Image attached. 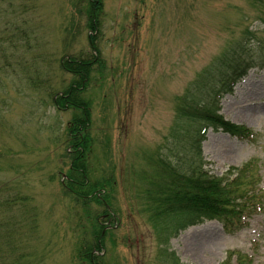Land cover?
<instances>
[{
    "label": "rangeland",
    "instance_id": "1",
    "mask_svg": "<svg viewBox=\"0 0 264 264\" xmlns=\"http://www.w3.org/2000/svg\"><path fill=\"white\" fill-rule=\"evenodd\" d=\"M263 17L264 0H0V264H87L77 249L92 241L86 211L106 226L105 210L112 229L89 264H234L227 252L249 254L246 231L226 236L213 223L167 245L169 228H154L141 203L188 91ZM69 61L84 76L64 69ZM235 91L222 115L260 136L208 131L204 167L218 177L253 158L264 178V77ZM88 185L94 193H76Z\"/></svg>",
    "mask_w": 264,
    "mask_h": 264
},
{
    "label": "trees",
    "instance_id": "2",
    "mask_svg": "<svg viewBox=\"0 0 264 264\" xmlns=\"http://www.w3.org/2000/svg\"><path fill=\"white\" fill-rule=\"evenodd\" d=\"M95 17L97 18V14L96 16H94V18ZM21 40L22 39H19V42ZM80 58L86 59V56L81 55ZM64 64L65 65L63 66H66L64 67V69L67 68L68 72H73L74 75L76 74L75 76H84V71L82 69L79 68L80 71L76 73L74 70H72L70 66V61L65 62ZM67 95H69V92ZM67 97L68 100H65L64 103H67V101H69L70 104L73 105L76 100L74 98H71V96H67ZM177 116L190 118V119L194 118L195 117L194 108L190 105L182 106L179 108ZM77 160L80 164L78 165V167L76 166V170L79 171L81 170V167L83 165L82 163L84 162L79 160L78 157ZM152 166H153L152 173L154 172L153 174H151L150 177V179H152L151 182L153 185L152 191L151 188H149V191L151 192L148 195L149 196L148 199L145 200L144 197V201L143 203H141L142 211L148 215L149 217L148 222L152 224L154 228L156 225H162L164 227L169 228L166 237L173 235L175 233L174 230L177 229V227L179 226L182 227V225L186 224L185 222L188 221L187 220L188 215L184 214L183 212L187 207L190 208V205H192L193 209H204V210H196L195 212L189 215V220L196 215L207 214L209 210L215 211L216 208L215 205L221 202L222 197H224L223 201L228 200L226 196L222 195L225 193L219 194L220 190L217 189L220 187V185L214 184L212 180H209V182H207L206 179L205 180L203 179L207 176L206 174H203V172L200 171L193 172L192 170H190L189 174L186 176L183 175L184 176L183 177V176H177L176 174H174L172 170H170V168L166 167L165 164L159 163L157 161L154 162V165ZM83 173L85 174L86 171L85 172L83 171ZM109 186H112V183H110ZM83 187H81L78 190L76 189L77 191L76 193L79 194V196L89 195L91 193H94L95 191V188L91 187L90 185L84 188ZM82 191H85L87 193L84 194L82 193ZM25 200L26 199H24V201ZM76 202H80V200L76 199ZM16 204L17 203H15L13 199L8 200V206H13ZM86 205L87 203H84V206ZM106 205L109 206L111 205V203L106 202ZM86 214H88L87 220L90 222L92 229L85 232L88 233V236L92 238V241L83 239L84 241L80 242L81 244L78 246L77 249L80 250L79 258L81 260H84V262H86L87 264H89L92 261L91 257L95 255L93 253L96 252L95 250H97L99 246V242H98L99 235L102 233L103 237L106 238L107 234L110 232H103L104 225L98 223L99 221L97 220L100 216L99 214L93 215L88 213V211H86ZM104 214L108 215L106 210L104 211ZM108 219L111 220V217H108ZM10 227L11 230L14 226L10 225ZM102 246H104V243H102ZM20 251L22 250L20 249L19 252ZM22 258H23V254L22 252H20V258H18L19 261L17 262L19 263ZM97 261H99V258H97ZM5 262L3 264H5ZM93 264H100V263L96 262ZM222 264H227V263L224 262Z\"/></svg>",
    "mask_w": 264,
    "mask_h": 264
},
{
    "label": "bare ground",
    "instance_id": "3",
    "mask_svg": "<svg viewBox=\"0 0 264 264\" xmlns=\"http://www.w3.org/2000/svg\"><path fill=\"white\" fill-rule=\"evenodd\" d=\"M252 111H253L252 108H249L248 111H247V115H249ZM230 214L233 217L234 223L240 225V224H242L244 222V220L242 219V216H241V213H240L238 205H236V204L232 205L231 210H230ZM251 218H252L251 215L247 216V219L249 221H251ZM217 247H218V245H215V247H213V249L211 250L212 251L211 253H215V252L218 253V248Z\"/></svg>",
    "mask_w": 264,
    "mask_h": 264
}]
</instances>
